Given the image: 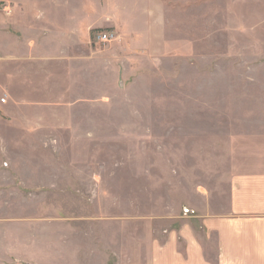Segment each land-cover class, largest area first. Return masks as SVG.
Segmentation results:
<instances>
[{"label":"rangeland","instance_id":"obj_1","mask_svg":"<svg viewBox=\"0 0 264 264\" xmlns=\"http://www.w3.org/2000/svg\"><path fill=\"white\" fill-rule=\"evenodd\" d=\"M6 3L90 15L97 52L55 97L0 104V264L212 260L205 218L264 139V0Z\"/></svg>","mask_w":264,"mask_h":264},{"label":"crops","instance_id":"obj_2","mask_svg":"<svg viewBox=\"0 0 264 264\" xmlns=\"http://www.w3.org/2000/svg\"><path fill=\"white\" fill-rule=\"evenodd\" d=\"M3 8L0 96L4 94L5 100L0 104L6 102L8 112L16 113L24 105L42 103L56 95L71 79L67 64L74 59L85 65L96 58L97 49L89 36L90 15L84 13L60 26L52 4L45 10L23 12L7 3ZM54 84L60 88L55 90ZM262 142L260 152L258 149L254 154V170L233 179L228 211L205 218L207 231L215 234L216 253L210 260L200 252L198 264H264V139Z\"/></svg>","mask_w":264,"mask_h":264},{"label":"built area","instance_id":"obj_3","mask_svg":"<svg viewBox=\"0 0 264 264\" xmlns=\"http://www.w3.org/2000/svg\"><path fill=\"white\" fill-rule=\"evenodd\" d=\"M113 35V33L111 31H100L96 34L97 38L99 40H109L111 38V36ZM5 100V95L3 94L2 96H0V101H4ZM188 208L184 209V211H187Z\"/></svg>","mask_w":264,"mask_h":264}]
</instances>
